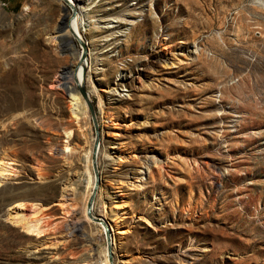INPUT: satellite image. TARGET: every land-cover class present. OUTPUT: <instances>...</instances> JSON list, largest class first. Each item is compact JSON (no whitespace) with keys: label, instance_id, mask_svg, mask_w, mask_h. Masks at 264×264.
I'll return each instance as SVG.
<instances>
[{"label":"rangeland","instance_id":"obj_1","mask_svg":"<svg viewBox=\"0 0 264 264\" xmlns=\"http://www.w3.org/2000/svg\"><path fill=\"white\" fill-rule=\"evenodd\" d=\"M85 4L83 83L100 128L92 212L109 227V263L264 264V0ZM70 15L64 0H0V264L108 256L102 226L78 213L88 109L72 127V160L56 155L68 152L54 129L69 114L63 75L74 61L81 72L79 44L58 39ZM67 181L75 198L62 203ZM19 203L40 235L6 219Z\"/></svg>","mask_w":264,"mask_h":264},{"label":"bare ground","instance_id":"obj_2","mask_svg":"<svg viewBox=\"0 0 264 264\" xmlns=\"http://www.w3.org/2000/svg\"><path fill=\"white\" fill-rule=\"evenodd\" d=\"M64 1L67 2L70 7L73 6L74 8L75 7L76 8H75L74 15L73 16L70 15L69 16L70 17L69 20L64 22V23H67V25H69L70 31L65 29L63 32H64V34H66L68 36H71L72 35L71 32H74V34H76L79 38H81L83 40L85 48H86L87 55H86L85 60L81 62V70L84 67L86 72H87L88 70H92V58H93V54H92L93 52L91 50L90 40L84 34L85 33L84 32L85 31V25H88L89 22L92 21V20L88 19V15H87L88 7H86L85 0H64ZM72 1H75L77 6H74ZM81 3H82V5H80ZM30 10H31V5L30 4H26L24 6V13L22 14V16H24L28 12L30 13ZM55 38L56 37L51 35V34L47 35V37H46V40H47L48 44L50 46H53V51H57V45H56ZM68 42H69V44L71 46H73L72 43L69 40H68ZM76 52L78 53V56H79V53H81V48H79L78 51L76 50ZM95 59H97V58H95ZM88 63H89V66H88ZM75 64H76V61H74L71 64L70 71H68L70 77L66 76L64 78V79H66V82L72 81L71 78L73 77V75H72L71 69L74 68ZM80 77H81V72H80L79 78ZM85 78H86V76H85ZM85 78L83 79V82H84ZM127 81L129 82V80H127ZM65 89H66V99H67V102H68V109H69L68 119L66 121H64L63 123H60L57 127H54V129L56 130V132L61 137L64 138V141H63L64 142L63 143L64 148H66V150L68 149V152H64L63 150L58 149L57 152H56V155L60 156L63 159L68 161V160H72V158L74 157V155H73L74 152H72L73 148L70 146L71 145V142H70L71 141V136L73 134V132H72L73 131V128H72L73 124H77V125L79 124V126H82V127L84 126L85 119L87 117V113H86L87 112V107H86V104L84 103L83 99L81 98L80 94H78V92L76 91V89L73 86H68ZM40 126H41V128L51 129V131L53 130V128H52L53 126H51V124H48L46 121L45 122H41ZM55 130H53V131L55 132ZM104 142L106 144H109V142H107V141H104ZM89 150L91 151V149H89ZM89 150L87 152H85V157H86V160H87V165H86L85 169L88 171V173H87L88 174V178H87L86 192L83 194V197L81 198V201H80L81 206H80V210L78 212L79 214L82 215V218H84L86 220H89L88 219L89 217L86 214V203L88 201L89 194H90L91 189H92L93 184H94V173H93V177H92V175L89 172L90 171L89 170L90 169V165H92V163H91V152ZM98 152H99V143H98V148H97V152H96V157L98 155ZM108 153H106V154H108ZM104 162H106V161L104 160ZM83 167H84V165H83ZM6 168L7 167L4 166V164L3 165L0 164V184H2L3 180L7 177V171L8 170ZM98 174L100 175L99 171H98ZM72 185H73V182L71 183L70 181H67V183H65L64 191H63V197L61 199V202L66 196L70 197V198H75L73 196H75V192L76 191H74V188L72 187ZM17 198L18 197H16V199ZM25 206L26 205L23 204V203L16 204L15 207H13V208H11V209H9L7 211L6 219L9 222H11L12 224L22 226L24 229H26L27 232L31 233L34 236L40 235V233H42V230L39 227V223L40 222L37 221V220L35 222L32 221V220L30 221V219L25 216V211H26ZM31 208H32L33 211H35V214L33 213L32 215L36 216V215L40 214V209H38V206L36 204L33 205V206L31 204L30 209ZM67 210H68V208H67ZM76 214L77 213L70 214L71 215L70 218H71L72 221L75 218ZM77 221H78V219H77ZM74 222H76V221H74ZM104 224L107 226V224L105 222H104ZM65 225H66L67 229L70 228L69 227L70 223H66ZM101 226L104 229L103 225H101ZM107 228L109 230L108 226H107ZM187 255L190 256L191 254L187 253ZM84 262L85 261H82L81 263L80 262H76L74 264H84ZM86 262H87L86 264H110L109 260H108V256H106L104 261L101 260V262H99V259H97L95 257L93 258V255L92 256L90 255V258ZM113 264H114V262H113Z\"/></svg>","mask_w":264,"mask_h":264},{"label":"water","instance_id":"obj_3","mask_svg":"<svg viewBox=\"0 0 264 264\" xmlns=\"http://www.w3.org/2000/svg\"><path fill=\"white\" fill-rule=\"evenodd\" d=\"M74 13H75V8L72 6L71 7V15L73 16ZM65 29L70 31L69 25H67V23L62 24L61 27L57 31L59 33L60 32L62 33ZM71 34H72L71 36H68V35L64 34V32H63L62 35H60V36L58 35V38H59V40L60 39L61 40L62 39L69 40L72 43L73 47H75L74 40H76V42L79 44V47H81L79 62H82L85 60L86 55H87L84 42L81 38H79L76 34H74V32H71ZM77 72H78V66H76L75 69L72 71L73 83L63 82L62 86L64 88H66L68 86H73L76 89V91L78 92V94H80L81 98L83 99V101L86 104V107L89 111V114H90V117L92 120V124L94 127L95 137H94V141H92V145H91V163H92V169H93V173H94V184H93V187H92L91 192L89 194L88 201L86 203V214L89 217V219L94 221V223H99V224L103 225L108 259H109V262H112L113 261V253H112L111 233L109 232L107 226L104 224V221L92 213V204H93L95 195L97 193L99 184L101 182V178H100V175L98 174V169H97V164H96V158H97L96 152H97V148H98V141L100 139V128H99V124H98V121L96 118L95 107L93 106L91 99L89 97V94H87L86 89L84 87V83H83V79L86 76V70L83 67V69L81 70V77L79 79L77 77ZM63 77L65 78L66 75H63Z\"/></svg>","mask_w":264,"mask_h":264}]
</instances>
